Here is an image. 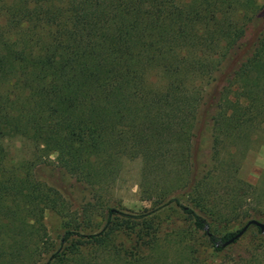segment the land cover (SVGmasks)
<instances>
[{
  "label": "trees",
  "instance_id": "16d2710c",
  "mask_svg": "<svg viewBox=\"0 0 264 264\" xmlns=\"http://www.w3.org/2000/svg\"><path fill=\"white\" fill-rule=\"evenodd\" d=\"M262 144L264 0H0V264H264L255 226L222 247L264 222V166L236 177ZM135 158L151 208L128 213L109 195ZM163 209L184 227L159 236Z\"/></svg>",
  "mask_w": 264,
  "mask_h": 264
},
{
  "label": "rangeland",
  "instance_id": "374dc122",
  "mask_svg": "<svg viewBox=\"0 0 264 264\" xmlns=\"http://www.w3.org/2000/svg\"><path fill=\"white\" fill-rule=\"evenodd\" d=\"M261 2L262 0H258ZM198 138L193 140L194 152L197 155V161L204 163L208 159L209 154V134L207 129L199 131ZM9 156L16 159L25 157L28 149L22 146L18 141L12 140L7 143ZM50 167L53 166V156L48 159ZM264 166V145H259L248 149L245 156L238 162V170L236 177L241 181L254 184L263 169ZM140 170L141 161L139 158L131 160H122L118 177L110 190V198L114 205L128 213H140L151 208L150 202L145 200L141 188L140 182ZM49 173V168L45 169L42 176H46ZM75 199H80L82 193L74 190L73 194ZM60 218L51 212H47L43 218V224L46 231L48 240L56 245L59 232L61 231ZM118 222V221H117ZM158 224L160 235H164L165 231H169L171 228L184 227L185 222L181 215L173 210L163 209L155 220ZM123 223H121L122 225ZM235 227L228 226L225 231H234ZM87 232V231H84ZM254 231H249L239 239V246L243 247L250 244V238H252ZM138 233H128L127 231H118L114 235V244L121 249H128L134 246V242L137 240ZM204 256L207 254L204 252ZM219 257V255H218ZM209 258V257H208ZM215 258V257H214Z\"/></svg>",
  "mask_w": 264,
  "mask_h": 264
},
{
  "label": "water",
  "instance_id": "95a60500",
  "mask_svg": "<svg viewBox=\"0 0 264 264\" xmlns=\"http://www.w3.org/2000/svg\"><path fill=\"white\" fill-rule=\"evenodd\" d=\"M249 225L255 226L256 228L259 229L261 234H264V222H259V221H256V220H249V221H247L244 224L242 229L232 239H230L227 242L223 243L222 247L228 245L233 239L238 238Z\"/></svg>",
  "mask_w": 264,
  "mask_h": 264
}]
</instances>
